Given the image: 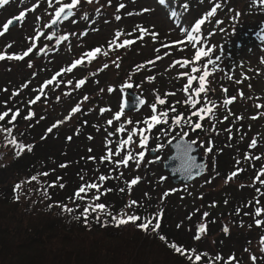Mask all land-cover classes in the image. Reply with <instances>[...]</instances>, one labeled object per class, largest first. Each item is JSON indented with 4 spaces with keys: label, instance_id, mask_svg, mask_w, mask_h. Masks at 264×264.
<instances>
[{
    "label": "rangeland",
    "instance_id": "obj_1",
    "mask_svg": "<svg viewBox=\"0 0 264 264\" xmlns=\"http://www.w3.org/2000/svg\"><path fill=\"white\" fill-rule=\"evenodd\" d=\"M197 1L199 7L194 10L197 11V22L203 21L202 38H199L197 33L200 25L197 28L196 23L192 29L189 28L186 23L188 20L190 22L187 17L189 12L184 16V13L177 9L174 0H166L164 4H161L159 0H111L110 4L108 0H93L92 3L81 0L80 4L73 8V15L60 22L55 42L48 41V35L54 33L49 29L47 35L37 39L38 45L36 44L33 51L26 56L27 59H13V62L0 60V93L5 92L9 98L8 101H12L14 96L20 99L19 107L27 113H32L27 119L32 121L34 126L41 122L40 127L44 125L50 128L57 121H61L62 123H59L52 131L58 136L64 135L66 141L75 138L73 132L81 128L78 123L81 117L88 116L91 122L95 118L97 127L90 129L91 138L87 137L86 144H80L83 150L85 146L92 148L93 153L92 150L87 151L88 158H94L90 159L91 162L100 165L106 162L102 161L101 157L107 155L109 150L113 153L118 152V155H113L108 160L112 162L113 169L110 172L125 173V181L128 180L129 183L132 179L139 177L135 185L129 186V191L144 196L152 195L157 188L166 193L167 209L176 210L179 207L184 209L183 204H189L191 208L199 210L204 216L207 210L204 194L207 190L218 192L228 184L238 183L237 179H233L235 176H232L235 172L232 166L233 159L214 154L216 150L214 152L208 150L212 143L217 144L218 140L222 139L219 129L225 120L223 118L227 117L233 123H246L244 131L247 134L248 143H251L253 139L259 144L264 143V107H256L257 104L264 105V69L262 68L264 63L262 58H257L259 72L261 70L260 77L252 75L253 77L245 78L244 66L252 65L251 56H256L251 52L248 40L250 32L258 24L256 22L258 17L249 16L243 2L233 5L226 13H222L225 2L231 4L232 1L221 0V4L215 0ZM213 1L218 5L212 3ZM257 1L262 2L261 8H264V0ZM64 3H71V0H59V2L52 0L51 6L49 0L26 1L24 9H32L29 6L35 5V10L27 12L29 20L25 26L23 25L14 33L17 39L14 49L18 51L17 54H22V49L27 44L32 46L36 43V39L32 38L35 31L34 25L42 28L36 18L40 15H45V19L51 18L56 9ZM121 3L125 5V8H119ZM137 7H140V10ZM127 8L129 9L126 11ZM144 9L149 11H142ZM212 9H215V14L209 15ZM116 16H120L121 19L117 20ZM205 18L210 19L207 21ZM143 22L156 26L158 35L151 32V26L143 28ZM142 31L143 39H140ZM117 32L121 34L119 37L116 36ZM244 33L246 40L240 38ZM260 34L264 35L263 32ZM60 37H67V39H59ZM124 40L135 42L120 47ZM173 41H176V45L172 43ZM22 43L25 44L22 45ZM9 45L10 42L6 36L0 39V50L6 49ZM97 47L101 48L100 53H97L95 57L87 56V53ZM43 48H46V51L45 49L40 51ZM209 48L212 53L208 61L211 60L212 63L205 62L207 68L203 70L199 68L200 66H196L195 56L197 52L203 50L207 52ZM175 52L180 59L174 57ZM157 57L161 58L157 59ZM78 59H82L83 62L72 68ZM149 61L153 62L149 63ZM30 63L31 66H29ZM105 64L108 65L107 68L103 67ZM226 65L231 66L229 71ZM69 68L72 70L67 71ZM193 68L199 72H193ZM205 70L210 74L206 78V87L209 89L206 98L219 100L220 97L228 99L227 97L231 96L236 99L228 104V110L222 111L223 115L219 116L220 125L217 129L207 127L201 132L200 129L195 131L191 128V132L185 135L187 139L196 141L201 148V153L208 160V168L203 176L189 184H175L169 176L165 177L167 172L163 169L162 162L171 153L168 147L169 141L180 136L177 131L181 123L171 120L172 123L168 124L166 120L161 125L155 126L157 122L152 121L151 117L156 115L158 120H164L158 115L163 109L159 99L165 101L169 91L175 92L169 99L178 103L189 97L198 99L201 94L193 93L192 96V93H187L184 89L189 85V76L198 78ZM184 73L187 75H183ZM81 79L85 83L76 87ZM49 80H52V83L46 84ZM230 81H240V85ZM128 84L132 87H127ZM226 84L231 85L229 94H225L223 89ZM109 88L113 91H108ZM132 93L140 99V105L138 108L124 111L123 100L126 98L131 101ZM38 95L41 98L35 103H30ZM153 104L156 105L155 111L152 109ZM77 106L79 110L72 112L71 110ZM101 109L105 111L102 112ZM117 112L121 113L118 120L115 118ZM253 117L256 118L253 119ZM144 118H149V124L146 127L151 128V131L138 130L137 121L140 123V119ZM109 120H112V124L107 123ZM150 124L151 127H149ZM120 128H123V131H117ZM247 129L253 130L254 135ZM38 130L41 131V129ZM112 130H115L113 135ZM130 133L132 141L121 147V141L127 140ZM142 136L148 137L143 147L140 145ZM56 139L60 140L57 136ZM75 140L77 143L84 141L80 138ZM228 148L224 143L223 150ZM141 151L145 153L143 158L138 155ZM129 152L136 159L130 160L127 166H117L114 163ZM92 154L94 157L91 156ZM172 204H177L178 208L172 207ZM254 209L257 211L256 208ZM213 215L214 218L221 220L225 227H228L229 223L232 224L219 211ZM202 221L193 222L194 226L197 224V230L201 229V226L205 230V224ZM220 231L227 232L223 227ZM203 232L196 236L201 239ZM207 240L213 243V237H208ZM231 242L236 243L234 240ZM232 244L234 253L243 251L241 254H244L246 260L248 259V263L253 261L250 260L252 256L257 258L264 256L259 238L253 239L248 244Z\"/></svg>",
    "mask_w": 264,
    "mask_h": 264
},
{
    "label": "trees",
    "instance_id": "obj_2",
    "mask_svg": "<svg viewBox=\"0 0 264 264\" xmlns=\"http://www.w3.org/2000/svg\"><path fill=\"white\" fill-rule=\"evenodd\" d=\"M215 1L220 3L221 0ZM229 1L232 3L225 2L222 13L243 2L248 15L258 17V24L250 32L248 40L251 52L256 56H251L252 65L244 66V74L245 78L260 77L258 59L262 58L264 63V35L260 34L264 33L262 2ZM174 2L184 16L189 12L187 17L190 22L187 19L186 23L189 28H193L198 18L197 11L194 10L199 7L198 1ZM212 3L218 5L214 1ZM137 9L140 10V7ZM211 13L215 14L213 9ZM205 19L208 21L210 18ZM150 26L151 32L158 35L156 26L142 23L143 28ZM198 30L201 33L197 32L199 38H202L201 24ZM240 38L246 40V34H242ZM172 43L176 45V41ZM176 52L173 53L174 57L180 59ZM207 52L206 57H201L195 63L203 70L212 53L210 48ZM226 66L229 71L231 66ZM198 82L197 78L191 85H187L186 92L193 96L199 87ZM230 82L240 85V81ZM229 84L223 87L225 94L231 92ZM172 93L175 92L169 91L166 94L165 97L168 98L161 105L163 109L158 115L167 120L168 124L177 115L181 116V126L177 131L180 135H188L195 123L202 125L199 128L201 132L207 127L217 129L220 125L219 116L223 115L222 111L228 110V105L223 104L225 97L209 100L201 93L198 99L192 97V101H199L193 107L188 98L180 100V103L171 101L169 97ZM7 99L6 93L1 92L0 112L8 109L12 111L4 121H0V264H264V256L248 263V259L241 254L243 251L234 253L235 250L231 248L232 240L236 242L232 245H238L248 244L259 238L264 252V143L259 144L256 140V146L249 147L251 143H248L244 131L246 123H233L229 118H223V127L221 125L219 129L222 139L209 147L212 152L216 150L214 154L220 157H231L234 171H240L233 178L238 180L237 184H228L218 192L206 191L204 199L208 215L203 216L189 204H183L184 209L178 208L177 204H172V207L178 209H167L166 193L157 188L152 195H136L129 191L130 183L125 181V173L110 172L113 169L112 162L106 161L100 165L91 162L87 151L92 148L85 146L83 150L80 144H86L87 137L91 138L90 129L97 127L95 118L91 122L88 116L81 117L78 120L81 128L73 132L75 138L66 141L64 135L48 132L44 125L40 127L41 122L34 126L32 121H28L29 113L19 107L20 99L15 96L12 101ZM209 101L216 104L214 115L202 112L200 116L203 119L193 115L201 108L210 107ZM17 111L19 114L12 121L11 117ZM148 120L149 118H144L140 119V123L137 121L138 130H144ZM5 128L11 129V132L4 131ZM112 131L113 135L115 130ZM249 131L254 135L253 130ZM54 135L60 140L57 141ZM79 138L84 141L77 143L75 139ZM13 139L16 140L15 144L10 143ZM224 143L229 150H223ZM20 145L24 146L23 150ZM29 145L31 150H28ZM17 152L19 155H16ZM91 156L94 157L93 154ZM102 175L108 178L101 181L99 177ZM33 176L36 177L35 180L31 179ZM92 183L99 187L87 188L79 197L75 195L82 185ZM16 185L20 187L17 188ZM96 196H99L98 200L95 199ZM132 201H137V204L129 207ZM97 203L106 207L95 208ZM254 208L261 210L259 215ZM217 211L232 224L223 226L221 220L214 218L213 214ZM127 215H138L142 219L118 225V219H126ZM157 216L160 223L158 230L153 231L150 227L145 231L137 227L139 223L149 220L154 227ZM200 220H203L205 230L202 238L196 239L201 229L197 230V224L194 226L193 222ZM256 220H261L262 224L257 225ZM222 227L227 232H221ZM161 236L165 239L161 240ZM208 237H213L212 244L207 240ZM172 245L181 247L184 253H177ZM196 255L201 256L199 261L195 260Z\"/></svg>",
    "mask_w": 264,
    "mask_h": 264
},
{
    "label": "snow or ice",
    "instance_id": "obj_3",
    "mask_svg": "<svg viewBox=\"0 0 264 264\" xmlns=\"http://www.w3.org/2000/svg\"><path fill=\"white\" fill-rule=\"evenodd\" d=\"M9 2H10V0H0V6L7 5ZM57 2H59V0H57ZM80 2H81V0H71V3H64V4H61V6L58 7V8L56 9V11H55L56 20H54L53 23H56V22L61 18V15H62V14L64 15V18H65V19H67L69 16L73 15V12H72L71 10H72L75 6H78V5L80 4ZM88 2H89V3H92L93 0H88ZM159 2H160L161 4H164V3L166 2V0H159ZM51 3H52V0H49V5H50V6H51ZM108 3L110 4V3H111V0H108ZM119 8H120V9H123V8H125V5H124L123 3H121V4H119ZM65 9H68V11L65 12ZM33 10H35V5L33 6L32 9H25L24 11L19 12V14L16 15L15 17H13V18L9 19L7 22H5V23L3 24V26H2V27H3V32H0V35H3L4 32H7V31L9 30L10 25H13L14 21H20V20H22V19L26 16V13H27L28 11H33ZM142 11H145V12H146V11H149V10H148V9H144V10H142ZM214 11H215V9H213V12H214ZM211 14H212V13H209V15H211ZM128 15H132V13H128ZM173 15H175V13H173ZM115 18H116L117 20L121 19L120 16H116ZM202 23H203L202 20H201V21H198L196 27L198 28L199 25L202 24ZM120 35H121V34H120L119 32L116 33V36H117V37H119ZM153 35H155V34H153ZM59 39H67V37H60ZM140 39H143V31L141 32ZM134 42H135V41H133V40H124L123 43H122L121 45H119V46H120V47H123V46H126V45H130V44H132V43H134ZM9 47H10V45H9ZM34 47H35V44H33L32 46H30V47H29L26 51H24L22 54H12V55L9 56L8 58H9V59H18V60H22V59H24L26 56H28V55L33 51V48H34ZM40 51H44V49H40ZM100 52H101V48L97 47V48L94 49L93 51H90L89 53H87V56H89V57H95V55H96L97 53H100ZM106 54H107V53H105V55H106ZM207 55H208V52H206V51H200V52H197V53H196L195 59H196V60H200L201 56H205V57H206ZM5 58H6L5 54L0 53V60H4ZM160 58H161V57H157V59H160ZM82 62H83L82 59H78V60H76V61L74 62V64L72 65V68L76 67L77 65H80ZM152 62H153V61H149V63H152ZM208 63L211 64L212 61L209 60ZM29 66H31V63L29 64ZM116 66L118 67V65H116ZM103 67H104V68H107L108 65L105 64V65H103ZM72 68L67 69V71H71ZM206 68H207V65H205V69H206ZM192 71H193V72H196V71H198V70H197L196 68H193ZM183 75H187V73H184ZM209 75H210L209 72L205 70V71L203 72V74L200 75V76L198 77V80H199V88L195 90L197 95H199V94H201V93H204V94H205V99H206L207 91H209V89L206 87V84H207V80H206V78H207ZM53 79H55V77H53ZM188 79H189V85H191L192 81H193V80H196L197 77L189 76ZM51 83H52V80H49V81L46 82V84H51ZM69 83H71V81H69ZM84 83H85V81H84L83 79H81V80L77 83L76 87H80V85H83ZM127 87L130 88V87H132V85H131V84H128ZM184 90H185V91H188V87L186 86ZM108 91H113V89H112V88H109ZM40 98H41V97L38 95V96H36L35 100L30 101V103H35V102H36L37 100H39ZM85 99H87V97H85ZM158 99H159V98H158ZM235 99H236V97H231V98H229V99H225V100H223V104H224V105L231 104ZM189 101L192 103L193 107H195V105H196L197 103H199V101H192L191 97H189ZM159 103H160V104H164L165 101L162 100V99H159ZM208 103H209L210 107H207V108H201V109H199V111L194 112L193 115L200 116V113H202V112H207V113H211V114L214 115V109L216 108V104H215L214 102H211V101H209ZM256 107H257V108H262V107H264V105H259V104H257ZM152 109H153V111H155V109H156V105H155V104L152 105ZM78 110H79V109H78V106H77V107H74L71 111H72V112H76V111H78ZM11 111H12L11 109H8L7 111L0 112V121H4L5 118L8 117L9 112H11ZM101 111L103 112V111H105V110H104V109H101ZM172 111H175V109H172ZM18 114H19L18 111L15 112V113H13V115H12V117H11L12 121H15V120H16V117H17ZM31 115H32V113H29V117H30ZM120 115H121V113H120V112H117L115 118L118 120V119L120 118ZM164 115H167V113H164ZM200 118L203 119L204 117H203V116H200ZM255 118H256V117H253V119H255ZM225 119H227V117H225ZM151 120H152V121H156L157 123H160V122H161L160 120H158V118H157L156 115H153V116L151 117ZM174 120H175L176 123H179L180 120H181V116L177 115V116L174 118ZM59 123H62V122H61V121H57V123L54 124V125H52V127L48 128L47 131H48V132H51V131L53 130V128L57 127V125H58ZM107 123H108V124H112V120H109ZM151 126H152V125L150 124L149 127H151ZM201 127H202V125H201L200 123H195V125H194V128H195V129H199V128H201ZM3 130H4V131H7V132H11V129H8V128H5V129H3ZM117 131H123V128L117 129ZM133 132H135V129H133ZM184 135H187V133H184ZM69 139H70V138H69ZM147 139H148L147 136H142V138L140 139V145H141L142 147H143L144 145H146V143H147ZM131 141H132V134L130 133V134L128 135L127 140L121 141V147H123L124 145H127V144L130 143ZM10 143L15 144V143H16V140L13 139ZM195 143H196V141H192L190 144H188V145L186 146V151H191V149H192V145L195 144ZM256 143H257L256 140L253 139L252 142H251V144L249 145V147H255V146H256ZM158 147H161V145H158ZM20 148H21V150H23L24 146H23V145H20ZM28 150H31V146H30V145L28 146ZM208 150L211 151V148H209ZM118 154H119L118 152H117V153H113L111 150H109L107 155H105L104 157H101V160H102V161H108V160H110V159L112 158L113 155H118ZM16 155H19V152H17ZM138 155H139L140 158H143V157H144V152L141 151ZM256 158L259 159V157H256ZM90 159H94V158H90ZM134 159H136V157L133 156V154H132L131 152H129L127 155H124L121 159L114 161V163L117 164V166H119V165L127 166L128 163H129V161H130V160H134ZM193 159H194V158H193ZM63 166H64V165H62V167H63ZM239 171H240V169H237V171H235V172L232 173V176H233V177L236 176V175L238 174ZM45 175H46V174H45ZM107 178H108V177H105V176H103V175L99 177V179H100L101 181H103V180H105V179H107ZM31 179H32V180H35L36 177L33 176ZM138 179H139V177H137V178H135V179H132V180L130 181V185H135V184L137 183ZM16 187L19 188L20 186H19V185H16ZM61 187H63V185H61ZM98 187H99V186H98L97 184H95V183L88 184V185H82V186L77 190V192L75 193V195L79 197L81 193H85V192H86V189H87V188L97 189ZM122 191H123V190H122ZM95 199L98 200V199H99V196H96ZM136 204H137V201H132V202H131V205H129V207H131L132 205H136ZM105 207H106V206H105L104 204H101V203H97V204L95 205V208H99V209H104ZM67 210H68V211H71V209H67ZM85 211H87V209H86ZM260 211H261L260 209H257V215H259ZM207 215H208V213H204V216H207ZM158 216H159V214H158ZM158 216H157V222L155 223L154 227L152 226V221H151V220L146 221V222H141V223H139V224L137 225V227L140 228V229H143V230H145V231L149 230L150 227L152 228L153 231L158 230V229L160 228V223L158 222ZM141 219H142V218L139 217L138 215H127V218H126V219H125V218H119V219H118V225H120V224H127V223H129V222H133V223H134V222H136V221H138V220H141ZM256 224H257V225H260V224H262V221H261V220H256ZM201 231H204V227H203V226H201ZM225 231H227V229H225ZM160 239H161V240H164L165 237H164V236H161ZM196 239H199V236H197ZM262 240H264V238H262ZM172 247L174 248V250H175L177 253H181V254L184 253V250H183L181 247H177L176 245H172ZM189 259H191V257H189ZM200 259H201V256H200V255H196V256H195V260L199 261ZM216 259H220V258H219V257H216ZM230 259H234V258H231V257H230ZM251 259H252L253 261H255V260L257 259V257H256V256H252Z\"/></svg>",
    "mask_w": 264,
    "mask_h": 264
},
{
    "label": "water",
    "instance_id": "obj_4",
    "mask_svg": "<svg viewBox=\"0 0 264 264\" xmlns=\"http://www.w3.org/2000/svg\"><path fill=\"white\" fill-rule=\"evenodd\" d=\"M67 11L68 9H65V12ZM63 18L64 15L62 14L61 18L57 21V29L59 28V21ZM131 97L132 100L126 101L124 104L126 111L138 108L140 105V99L135 94L132 93ZM191 142L185 137H180L169 142L171 153L162 162V166L174 183L189 184L194 179L203 175L207 169L206 158L195 144L192 145L191 151H186V146Z\"/></svg>",
    "mask_w": 264,
    "mask_h": 264
},
{
    "label": "flooded vegetation",
    "instance_id": "obj_5",
    "mask_svg": "<svg viewBox=\"0 0 264 264\" xmlns=\"http://www.w3.org/2000/svg\"><path fill=\"white\" fill-rule=\"evenodd\" d=\"M27 0H10V2L7 5H3L0 6V32H3V24L5 22H7L9 19L15 17L16 15L19 14V12L24 11V6L26 4ZM31 8H33V6H29ZM28 13H26V16L20 20V21H14L13 25H10L9 30L7 32H4L3 35H0V39L3 38L4 36H6V38L8 39V41L10 42V47H7L4 50H0V53L5 54L6 58L5 60L7 61H12L13 59H9L8 57L11 56L12 54H17L18 51H15L14 49V43L15 41H17V39H15L14 37V33L23 27V25L25 26L26 22L29 20L28 19ZM38 21L37 23L42 25V28H38L37 26L34 25L35 27V31L32 37L33 40H35V42L37 41V39H39L40 37H44L45 35H47V31L50 29L52 30L54 33H52L51 35H48V41H52L55 42L57 40V22L53 23V21L56 19L55 14L49 18V19H45V15H40L39 17L36 18ZM65 21L67 19H61L59 21V25L61 21ZM42 22V23H41ZM19 40V38H18ZM25 43H22V45H24ZM37 44V42L35 43V45ZM30 44H27V46L25 48L22 49V52L26 51L30 46ZM38 45V44H37ZM46 51V48H43ZM39 54V53H38ZM37 54V55H38ZM25 59H27V57H25ZM124 101H126V99H124ZM167 178V176H165Z\"/></svg>",
    "mask_w": 264,
    "mask_h": 264
}]
</instances>
